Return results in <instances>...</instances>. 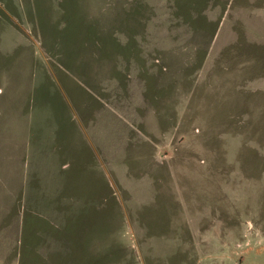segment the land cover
Wrapping results in <instances>:
<instances>
[{"label": "rangeland", "instance_id": "374dc122", "mask_svg": "<svg viewBox=\"0 0 264 264\" xmlns=\"http://www.w3.org/2000/svg\"><path fill=\"white\" fill-rule=\"evenodd\" d=\"M0 264H264V0H0Z\"/></svg>", "mask_w": 264, "mask_h": 264}, {"label": "crops", "instance_id": "0c3cea01", "mask_svg": "<svg viewBox=\"0 0 264 264\" xmlns=\"http://www.w3.org/2000/svg\"><path fill=\"white\" fill-rule=\"evenodd\" d=\"M51 141H53V139H51ZM50 142V138H48V143ZM53 158H54V156H53Z\"/></svg>", "mask_w": 264, "mask_h": 264}]
</instances>
